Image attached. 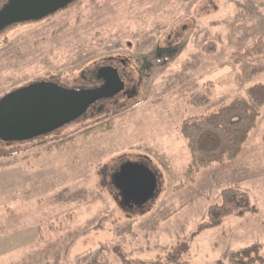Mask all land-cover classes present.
<instances>
[{"label": "rangeland", "instance_id": "obj_1", "mask_svg": "<svg viewBox=\"0 0 264 264\" xmlns=\"http://www.w3.org/2000/svg\"><path fill=\"white\" fill-rule=\"evenodd\" d=\"M257 40L264 0H76L1 31L0 98L51 78L89 89L82 77L115 56L127 59L135 96L92 106L44 145L0 141L9 155L0 158V264H120L115 247L127 264H216L251 245L264 253V107L237 159L200 169L193 183L184 182L190 154L180 133L185 119L264 85V75L245 80L233 63ZM196 93L211 102L193 108ZM129 163L157 185L130 208L113 179ZM224 189L247 193L257 213L198 232Z\"/></svg>", "mask_w": 264, "mask_h": 264}, {"label": "water", "instance_id": "obj_2", "mask_svg": "<svg viewBox=\"0 0 264 264\" xmlns=\"http://www.w3.org/2000/svg\"><path fill=\"white\" fill-rule=\"evenodd\" d=\"M75 1L8 0L0 9V32L18 23L39 22ZM102 78L104 84L98 88L76 90L44 81L2 96L0 141L12 144L44 138L79 120L98 101L125 92L126 87L114 68L101 66L97 79ZM113 179L115 185L120 186L123 205H142L151 198L157 186L155 175L141 164L123 165Z\"/></svg>", "mask_w": 264, "mask_h": 264}, {"label": "trees", "instance_id": "obj_3", "mask_svg": "<svg viewBox=\"0 0 264 264\" xmlns=\"http://www.w3.org/2000/svg\"><path fill=\"white\" fill-rule=\"evenodd\" d=\"M214 51V43H206L203 47L204 53L210 54ZM263 56L264 41L257 40L244 51L234 54L233 63L241 77L251 80L257 75H264ZM187 102L193 108H200L206 107L211 101L208 95L196 93ZM263 107L264 85L255 84L246 90L242 99H234L215 112L185 119L180 124V133L186 140L190 154L185 184L193 183L202 168L216 166L224 170L229 167L241 153L250 132L255 129ZM41 139L39 145L47 143V140ZM8 156L0 153V158ZM220 194L221 202L211 205L207 211L208 220L197 228L198 232L219 226L226 216L243 218L247 214L257 213L256 208L250 204L247 193L237 189H224ZM112 251L120 264H127L119 248L115 247ZM216 264H264V253L261 246L251 245L231 253L225 262L217 261Z\"/></svg>", "mask_w": 264, "mask_h": 264}, {"label": "flooded vegetation", "instance_id": "obj_4", "mask_svg": "<svg viewBox=\"0 0 264 264\" xmlns=\"http://www.w3.org/2000/svg\"><path fill=\"white\" fill-rule=\"evenodd\" d=\"M7 1L8 0H0V9L4 6V4H6ZM39 22H41V21H39ZM126 61H127L126 58H122L121 59V58H118L116 56L115 57H106L97 66L96 72L93 75H91L90 78L82 77L84 79V81H86V82H88L90 84V88H98V87H101L104 84L103 78L102 79H97L99 68L101 66L112 67L115 70H117V74H118L120 80L123 81V83H124V85L126 87L125 92H121V93L115 95L114 98H112V99H103V101H98L97 103H95L93 106H94L95 109H97L96 111H98V109H101V107H103V105H101V103H103L104 101H110L111 100V102H114L113 100L116 99V98L124 97L126 99V98H132V97L135 96V92H134L133 88H131L129 86V83H128L129 81H127L128 72H127V69H125ZM44 81H49V82H52V83L59 84L56 81V79L54 80L52 78L51 79H44L43 81H32V83H34V82H44ZM32 83H30V84H32ZM27 85H29V84H27ZM59 85L62 86L61 84H59ZM119 170L117 171V173H115L116 175L118 174ZM119 187L120 186H118V188ZM132 199L134 200V198H132ZM124 206H127L128 208H130L132 206L134 207L133 204L124 205Z\"/></svg>", "mask_w": 264, "mask_h": 264}]
</instances>
